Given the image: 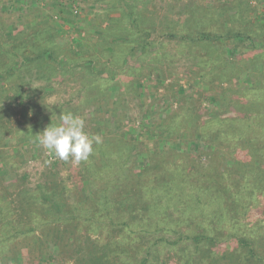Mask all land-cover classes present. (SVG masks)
Returning <instances> with one entry per match:
<instances>
[{
  "label": "rangeland",
  "instance_id": "1",
  "mask_svg": "<svg viewBox=\"0 0 264 264\" xmlns=\"http://www.w3.org/2000/svg\"><path fill=\"white\" fill-rule=\"evenodd\" d=\"M132 13L148 21L141 32ZM198 33L216 38H182ZM260 44L264 0H0V264H223L237 252L232 234L264 259V188L225 223L153 216L124 200L149 185L137 173L151 140L174 150L167 167L207 160L229 181V142L218 148L210 138L230 119L264 115ZM66 112L101 137L86 161L61 160L36 139ZM130 144L132 171L116 176ZM194 234L214 243L196 246Z\"/></svg>",
  "mask_w": 264,
  "mask_h": 264
},
{
  "label": "trees",
  "instance_id": "2",
  "mask_svg": "<svg viewBox=\"0 0 264 264\" xmlns=\"http://www.w3.org/2000/svg\"><path fill=\"white\" fill-rule=\"evenodd\" d=\"M130 17L132 18L133 26L136 27L139 32H141V28H143L142 25L148 23L147 20L139 18L134 13H132ZM146 34H148L147 31ZM169 37L181 38L176 33L169 35ZM182 38L189 42L197 43L202 40H211L216 37L211 34L198 33L193 38ZM235 38L238 41L242 36L241 34L236 35ZM260 46L264 48V44H260ZM50 48L51 47L48 46L46 49H43L42 54L44 56L45 54L51 55L52 51ZM26 61H29V59L26 58ZM15 95L16 98L14 100H20L21 98V102H24L26 97H28H23L18 93H15ZM0 98V101L4 100L2 96H0ZM263 118L264 115L249 119L242 118L238 124L235 120L230 119V121L225 124L222 131H214L213 135H211V144L214 147L217 146L220 148L223 147V142H229V146L223 148L227 153V158L225 160L228 162L227 164H231V166L226 164V167H224V172L227 173V178H229V181L226 182L223 180V172L219 171L215 166L210 165L207 160L204 163H199L198 161H186L180 158L179 161L181 164L173 168L167 167V162L174 159V155L172 154L174 150L170 147L168 150L160 152V150L163 149L160 143L161 140H151L150 142L152 143H149V146L153 150L147 158H144L146 164L143 169L137 173V178L146 180V183L149 185L152 184V186L150 185L149 188V185L145 188L140 186L141 190L138 192L135 191V195L131 194L125 196L124 200L128 202L127 208L132 206L134 197L139 200L138 204L143 205L141 208L144 209L147 214L153 216L165 214L166 217H170L168 215L185 211L190 215L209 218L218 223L238 220L240 218V211L244 207L243 204L247 194L252 193L255 188H264ZM234 122H236V124ZM192 128L193 127L190 129L186 128L184 131H190ZM202 129L204 128L200 127V130ZM169 130V127L164 128L163 131L160 130L163 138L162 140L169 139ZM198 131L199 129L193 128L191 134ZM201 138L205 139L206 136L201 135ZM131 146L132 144L128 145L125 149H121L120 153H122V156L118 158L116 162V176H118L119 173L123 175L125 172L132 171L130 168H125L126 163L129 161V157L132 156L131 152L134 149ZM142 150L143 149L140 151L135 148L134 151L136 153H141ZM211 152L215 153V151ZM204 154L207 155V153ZM216 154L217 156L225 157L221 151ZM102 155L100 156L103 157ZM184 156L186 155L182 157ZM133 157L136 158L135 155H133ZM236 157L239 159L237 160ZM134 167H137L135 159ZM249 179H252V184L249 183ZM127 180H129L128 176H125L123 181L121 179L116 180V187L119 183H125ZM197 183H200L199 187L195 186ZM7 188L8 193H10L11 191L9 190L11 186ZM145 195H147L148 198H146ZM209 237L213 236L207 234H194L190 239H192L196 246L201 243H204L201 245H211L214 243V240ZM231 237L236 239L237 250L235 251L237 252L224 254L220 259L224 262L223 264H264V259L260 256L258 250L254 248L251 241L237 238L238 236L234 234H232Z\"/></svg>",
  "mask_w": 264,
  "mask_h": 264
},
{
  "label": "clouds",
  "instance_id": "3",
  "mask_svg": "<svg viewBox=\"0 0 264 264\" xmlns=\"http://www.w3.org/2000/svg\"><path fill=\"white\" fill-rule=\"evenodd\" d=\"M58 119V125L50 124L35 135L38 143L61 160L71 157L76 163L86 161L93 152V145L101 143L100 135L87 133L84 119L71 112L61 113Z\"/></svg>",
  "mask_w": 264,
  "mask_h": 264
}]
</instances>
